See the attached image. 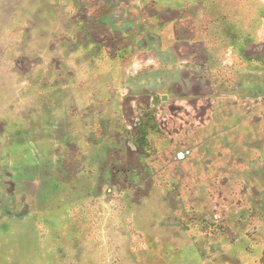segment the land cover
<instances>
[{
    "label": "rangeland",
    "instance_id": "374dc122",
    "mask_svg": "<svg viewBox=\"0 0 264 264\" xmlns=\"http://www.w3.org/2000/svg\"><path fill=\"white\" fill-rule=\"evenodd\" d=\"M176 1L0 0V264H66L82 249L94 264L100 243L107 264H132L116 255L151 228L183 264H264V90L207 83L249 70L238 85L264 89V63L232 64L247 32L211 22L190 29L207 37L204 67L147 58L172 35L155 16ZM198 1L216 18L258 7L183 0L189 15Z\"/></svg>",
    "mask_w": 264,
    "mask_h": 264
},
{
    "label": "crops",
    "instance_id": "0c3cea01",
    "mask_svg": "<svg viewBox=\"0 0 264 264\" xmlns=\"http://www.w3.org/2000/svg\"><path fill=\"white\" fill-rule=\"evenodd\" d=\"M185 3L183 0H177L174 3L166 5L163 9L164 16H155L157 17V21L159 25H162L164 28L169 25L172 28V35L169 38H166L164 43H161L163 46L162 49L159 50L155 46V42L147 43V58L156 57L163 58V62L171 63H198L204 64L202 61L197 62V57L200 55H206L210 48L208 47L207 37L197 36L195 32L190 31L191 27L195 25L197 22L199 24H203L207 27L208 23H218V24H226L225 26L234 28L235 31L241 32L244 34L246 31V35L242 37L240 33L233 35V39L238 47L239 51L231 54L229 58L232 61V64H240V63H264V0H257L258 7L249 8V9H233V11H225L222 15H218L217 18L213 17L212 14L204 9L201 2L198 1L200 5L199 9H194V16L189 15L188 10L185 9ZM246 29H245V28ZM225 33L227 36H230L228 29H225ZM254 32V36H251V32ZM149 41V40H148ZM153 66V64H152ZM258 75L261 73L264 74V70L262 72L256 71ZM239 74H246L247 77L250 76V71H236L230 74V76L240 77ZM172 84V83H171ZM174 84L171 85V87ZM249 94L247 92L244 93H230L232 98L235 96H242L240 99H245V96ZM154 229H142L131 233V237H135L134 241L125 246V248H121V254L116 255V257H120V262H123V252H128L130 256H134L135 261L132 264H142V262L138 261L137 257H142L141 261H144V264H163L159 262L163 257V262L165 264H183V249L181 246H167L165 243L155 235ZM131 240V239H130ZM85 247V246H82ZM115 252H119V249L113 248ZM82 255L76 256V259L72 261H67L66 264H87L90 260L88 255L90 256L89 249L79 250ZM89 252V253H88ZM96 261L94 264H107V255L105 251V246L102 247L101 243L98 245L96 249ZM88 253V255H87ZM136 254V255H135ZM160 257V258H159ZM153 258L154 261L149 260ZM87 261V263H86ZM81 262V263H80ZM198 262L194 263L197 264Z\"/></svg>",
    "mask_w": 264,
    "mask_h": 264
},
{
    "label": "trees",
    "instance_id": "16d2710c",
    "mask_svg": "<svg viewBox=\"0 0 264 264\" xmlns=\"http://www.w3.org/2000/svg\"><path fill=\"white\" fill-rule=\"evenodd\" d=\"M116 38H117V36H113L111 39L115 40ZM117 39L119 40V38H117ZM109 46H110V49H113V50L116 48V45L112 44V43H110ZM201 67H204V64H201ZM214 76H216V75H214ZM214 76H213L212 80H210V81H207L208 79L204 80V81H207V83L211 84V89H215L213 86H218V87H216L217 89H224V90L232 88L231 90L233 92L235 91L237 93H244V92L251 93V89H253L254 94H259L261 91L264 90V89H256L254 84H252L251 82H249L248 84H246L243 87L241 85H238V80H240V78L237 76H230L228 74L219 75L218 78H215ZM238 97H240V96H238ZM245 98H248V97H245Z\"/></svg>",
    "mask_w": 264,
    "mask_h": 264
},
{
    "label": "water",
    "instance_id": "95a60500",
    "mask_svg": "<svg viewBox=\"0 0 264 264\" xmlns=\"http://www.w3.org/2000/svg\"><path fill=\"white\" fill-rule=\"evenodd\" d=\"M57 63V62H56ZM60 65V62H59V64H58V66H57V69H56V71H57V73L59 74V76H61L60 74L64 71L63 69H62V67L61 66H59ZM9 110V109H8ZM0 127H1V124H0ZM0 132H2V128H0ZM2 134V133H1ZM16 134L15 133H12L11 131H9V132H7V135H6V138L9 140V142H10V139L12 138V136H15ZM3 136V135H2ZM8 142V143H9ZM259 154H260V152H259ZM259 154H258V156H259ZM256 160V157H255V159H254V161Z\"/></svg>",
    "mask_w": 264,
    "mask_h": 264
}]
</instances>
